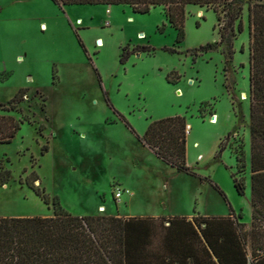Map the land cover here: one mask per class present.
I'll use <instances>...</instances> for the list:
<instances>
[{
    "label": "rangeland",
    "instance_id": "obj_1",
    "mask_svg": "<svg viewBox=\"0 0 264 264\" xmlns=\"http://www.w3.org/2000/svg\"><path fill=\"white\" fill-rule=\"evenodd\" d=\"M241 9L243 31L228 37L229 54L211 8L186 6L185 38L176 43L162 6L142 15L126 5L0 0V115L22 122L0 144V166L10 172L0 217L51 216L26 184L36 177L34 186L72 215L224 217L230 207L248 227L249 39ZM207 44L215 46L197 52ZM172 116L190 126L186 165L196 176L176 172L137 140L150 122ZM240 151L242 196L231 179ZM115 188L132 196L116 202Z\"/></svg>",
    "mask_w": 264,
    "mask_h": 264
},
{
    "label": "trees",
    "instance_id": "obj_2",
    "mask_svg": "<svg viewBox=\"0 0 264 264\" xmlns=\"http://www.w3.org/2000/svg\"><path fill=\"white\" fill-rule=\"evenodd\" d=\"M58 7L126 5L134 13L147 14L162 6L168 25L176 32L175 42L184 38L186 6L211 8L217 21H223L220 42L243 31L241 7L247 8L248 80L250 139V210L249 226L241 215L224 217L195 215L184 217H115L72 215L56 197L49 198L34 186H27L45 205H51L49 217H0V264H264V0H49ZM236 25V26H235ZM215 44L200 47L202 53ZM148 51L147 48H141ZM242 47L240 51L242 52ZM229 54L231 44L228 43ZM19 90L11 102L22 98ZM22 122L12 115H0V144H8ZM186 126L181 116L152 121L139 143L149 148L163 163L178 173L196 176L186 165ZM233 186L243 195V153L235 156ZM228 204L220 188L205 178ZM10 172L0 166V187Z\"/></svg>",
    "mask_w": 264,
    "mask_h": 264
},
{
    "label": "built area",
    "instance_id": "obj_3",
    "mask_svg": "<svg viewBox=\"0 0 264 264\" xmlns=\"http://www.w3.org/2000/svg\"><path fill=\"white\" fill-rule=\"evenodd\" d=\"M213 120H214V116L211 118V122H214ZM189 131H190V126L186 125L185 129H184L185 135H188ZM112 193H113V199L116 202H119L124 195L132 196L131 192L129 190H127V189L121 190V189L115 188V189H113ZM98 208H99L98 209L99 212H103L104 211V208L102 206H100Z\"/></svg>",
    "mask_w": 264,
    "mask_h": 264
},
{
    "label": "crops",
    "instance_id": "obj_4",
    "mask_svg": "<svg viewBox=\"0 0 264 264\" xmlns=\"http://www.w3.org/2000/svg\"><path fill=\"white\" fill-rule=\"evenodd\" d=\"M110 7V6H109ZM186 125H188V123L186 122ZM189 135V134H188ZM188 135H186V136H188ZM185 160H186V152H185ZM82 216V215H81ZM174 216H178V217H184V218H186L187 220H191L192 218H193V216H195V214L193 215V213H191V214H187V215H172V216H170V215H168V214H166V213H164V212H159L158 214H156V215H150V214H148V213H145V214H141V215H130V216H125V218H130V217H140V218H147V217H149V218H159V217H166V218H169V217H174ZM116 217V216H115ZM205 217H207V216H205ZM250 223V222H249Z\"/></svg>",
    "mask_w": 264,
    "mask_h": 264
}]
</instances>
